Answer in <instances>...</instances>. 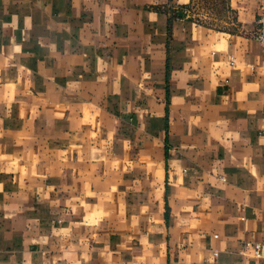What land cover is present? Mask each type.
<instances>
[{
    "label": "crops",
    "instance_id": "crops-1",
    "mask_svg": "<svg viewBox=\"0 0 264 264\" xmlns=\"http://www.w3.org/2000/svg\"><path fill=\"white\" fill-rule=\"evenodd\" d=\"M259 1L0 0V264H260Z\"/></svg>",
    "mask_w": 264,
    "mask_h": 264
},
{
    "label": "built area",
    "instance_id": "built-area-1",
    "mask_svg": "<svg viewBox=\"0 0 264 264\" xmlns=\"http://www.w3.org/2000/svg\"><path fill=\"white\" fill-rule=\"evenodd\" d=\"M251 38L264 47V0L259 1L256 28ZM251 248L252 256L258 259L260 264H264V250H262V245L260 243H254Z\"/></svg>",
    "mask_w": 264,
    "mask_h": 264
},
{
    "label": "rangeland",
    "instance_id": "rangeland-1",
    "mask_svg": "<svg viewBox=\"0 0 264 264\" xmlns=\"http://www.w3.org/2000/svg\"><path fill=\"white\" fill-rule=\"evenodd\" d=\"M213 0H196V2L194 3V7L196 9V12H200L202 10H200L203 7H207V3L211 2ZM220 24V23H218Z\"/></svg>",
    "mask_w": 264,
    "mask_h": 264
}]
</instances>
